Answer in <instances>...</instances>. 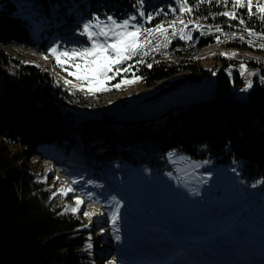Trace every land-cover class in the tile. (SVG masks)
Returning a JSON list of instances; mask_svg holds the SVG:
<instances>
[{
	"label": "trees",
	"instance_id": "obj_1",
	"mask_svg": "<svg viewBox=\"0 0 264 264\" xmlns=\"http://www.w3.org/2000/svg\"><path fill=\"white\" fill-rule=\"evenodd\" d=\"M33 2L34 8L40 11L46 9L42 12L51 18L49 28L66 33L80 29L81 23L77 24L75 20L81 14L80 20L91 18L93 14H99L101 19L105 14L123 19L135 11L132 7L135 0ZM195 3L196 0H189L194 10L190 16L186 14V19H199L205 23L224 22L227 26L238 25L264 32V22L257 16L249 18L246 8L237 12L245 20V25L216 15L232 10L231 0L227 7L215 0L198 8ZM54 4L59 6L58 12L49 14L48 7ZM170 5L174 7L171 0H146V11L155 12L163 8L168 13L167 16H156L151 23L173 16L169 11ZM65 24L72 25L65 28ZM214 40L212 37H199L189 48L185 47L186 43L176 40L170 58L150 59L138 66V75L144 77L143 85L150 86L161 80L166 82L179 73L181 77H176L173 86L187 80L195 83L211 77L212 70L192 58L191 54ZM16 44L32 46L45 53L50 47V43H44L31 30L29 20L17 10L16 1L7 0L5 6L0 5V264H40L41 260L51 256L56 259L49 264H80V249L86 233L79 228L80 219L70 212L59 214L62 211L54 205L51 192L44 187L43 181L34 178L31 171L32 156L40 153L38 146L41 145L53 143L61 147L63 138L68 139L62 148H75L80 156L79 170L93 163L102 169L112 168L115 163L125 160L134 166L153 165L158 164V159L166 158L169 152L176 151L194 159H212L218 164L240 160L244 174L264 178V88L255 84L247 98L226 97L229 88L240 81L237 74L232 78L225 75L224 68L231 69L232 62L219 52L214 54L212 61L216 73L213 98L178 100L162 108L166 111L175 106L177 110L162 120V124L139 122L130 133L112 130L104 134L99 131L104 129V124L114 122L113 119L104 115L103 120L78 123L63 116L53 94L59 89H55L53 76L30 62L23 63L11 57L6 48ZM130 63H135V59ZM147 63L153 67L149 69ZM64 93L67 94V91ZM91 123L99 125L85 127ZM140 124L143 126L138 128ZM65 131L73 138L62 133ZM78 132L82 136L86 133L91 135L81 147L75 143ZM93 132L97 139L91 141ZM143 149L154 150L156 161H141L135 157ZM60 160L67 163L69 159L62 157Z\"/></svg>",
	"mask_w": 264,
	"mask_h": 264
},
{
	"label": "rangeland",
	"instance_id": "obj_2",
	"mask_svg": "<svg viewBox=\"0 0 264 264\" xmlns=\"http://www.w3.org/2000/svg\"><path fill=\"white\" fill-rule=\"evenodd\" d=\"M6 1L0 0V5L5 6ZM15 1L17 10L29 20L31 30L44 43H50L51 46L55 42L61 44L62 47L69 48L79 46L71 45L79 34L77 29L66 33L61 32L63 31L61 29L49 28L48 22L51 18L42 12L46 9L40 11L34 8L32 0ZM58 7L56 4L49 6L48 13L56 14ZM71 25L65 24V28H70ZM43 27L47 28L43 29ZM235 34L237 35V33ZM231 39H233V33L226 37H220L222 42L218 43L217 39L214 40L215 47L222 46L224 42ZM235 40L234 45L243 42L236 38ZM6 52L23 63L32 62L36 66L39 65L41 69L53 75L55 89L59 88L53 94L57 98L61 114L73 122L103 120L104 115L113 119L120 109H127L151 99L155 100V109L160 110V108L178 100L194 101L196 98L205 97L209 99L215 95L214 75L199 82L191 83L187 80L173 86L176 77H181V73H179L169 78L167 83L161 80L153 85L144 86L140 81L121 90L113 89L110 92L98 93L95 97L86 98L84 93L70 91L65 87L63 78L67 74L54 66V60L51 57L46 60L49 65L47 66L43 62L45 59H41L43 54L36 50V55H34L27 48L9 46L6 48ZM259 52L264 55V51L261 49ZM191 57L197 58L203 65H206L205 67H215L213 60L210 61L208 55L199 58L193 53ZM260 59L263 61H257L259 63L257 73L260 72L264 75V56ZM69 79L71 78L69 77ZM118 80L119 77L111 83L114 84ZM255 81L260 83L257 77L253 78V87ZM248 90L240 93L247 98ZM65 91L67 94L64 93ZM73 93L77 96H74ZM238 93L235 92L236 95L232 97H242ZM114 129V125H106L99 133L106 134L107 131L111 132ZM62 133L73 138L66 131ZM80 133H76L77 147L84 146L91 136L89 133L83 136ZM95 134L93 132L91 141L97 139ZM67 143L68 139L63 138L61 147H56L53 143L43 146L40 153H35L32 156L30 165L34 178L44 182V187L51 192L50 196L55 201L54 205L59 207L62 212L63 205L74 206L72 197L83 195L84 192L93 193V201H100L88 202L86 199L85 204L82 205L81 213L73 214L81 221L79 228L86 232L83 247L80 249V264H107L112 259H115L117 264H127V262L129 264V261L132 262L131 264H216L213 257L209 259L203 257V254L209 253L212 249L209 245L214 246V243L220 239L227 240L230 236L236 237L239 232L245 233L244 229L252 228L255 230V236H259L261 241H264V184H258L256 188L251 187L253 183L264 180V178L254 177L253 181H250L242 172L244 167L240 160H232L228 164H218L212 159H194L181 152L173 151L176 154L174 157L169 159L167 154L166 158L158 159V165L139 164L134 166L130 161L125 160L115 163L112 168L95 169L88 165L82 167L80 172H76L72 163L74 161L79 163L80 156L75 148H62ZM154 154V150L143 149L139 151V154H135V157L141 161H149L156 159ZM64 156L69 159L67 163L60 160ZM205 161L207 163H204ZM85 163L83 162V164ZM194 164H200L201 167L195 168ZM233 168L236 169V172L232 171ZM169 172L172 173L171 177L167 175ZM65 173L68 176L77 173L75 180L78 183L74 184L77 191L70 193L67 197L60 195L54 197L53 192H57L63 186L62 180L64 183L66 181L65 178H62V174ZM55 177H59V180L54 184ZM96 185H102V187ZM192 189L198 191L199 195H193ZM112 196H115L123 204L121 220L118 222L121 235L119 242L115 240L108 216L109 208L105 206L110 203ZM83 211L104 214L92 217L90 223L89 219L82 215ZM83 225L89 226L85 228ZM89 236L93 245L90 253L85 250ZM237 240L231 242L235 247ZM261 241L259 240L258 243L262 248L264 242ZM156 246L160 247L156 248ZM152 253L156 254L151 255ZM224 256L222 259L224 264H242L243 262L254 264L249 259H239L236 250L231 253L228 247ZM259 256L258 258H260ZM55 259L54 256H51L41 260L40 264H49ZM257 264H264V261L257 262Z\"/></svg>",
	"mask_w": 264,
	"mask_h": 264
},
{
	"label": "snow or ice",
	"instance_id": "obj_3",
	"mask_svg": "<svg viewBox=\"0 0 264 264\" xmlns=\"http://www.w3.org/2000/svg\"><path fill=\"white\" fill-rule=\"evenodd\" d=\"M214 0H196L195 7L198 8L204 3L212 4ZM215 2L228 6L229 0H215ZM178 7L169 6V11L173 15L170 20L156 23L153 27H146L150 24L156 16L168 13L163 8L152 12L146 11V0H135L132 7L135 9L133 13H129L125 18L118 19L113 14H105L101 19L99 14H93L91 18L81 23L79 35L85 37L87 44H80L75 47H62L59 43H53L48 49L47 54L42 58L48 60L51 57L54 60V66L58 67L67 75L63 78V83L70 91H79L85 94V97H95L98 93L110 92L113 89L121 90L122 88L138 83L144 79L143 76L138 75L139 65L146 63L147 57L152 52H161L166 49L173 38L178 37L182 41H192L193 31H200L203 35L204 25L200 23L199 19L185 18L186 14L190 16L193 13L194 7L189 4V0H175ZM255 7V11L253 8ZM231 11L225 10L218 12L216 15L228 17L230 20H238L240 25H245V20L238 16V9H247L249 18L257 16L261 22H264V0H231ZM178 13V14H177ZM203 19H207L204 17ZM192 25L191 28L189 26ZM211 31V28L208 29ZM216 32H221L222 29L217 26ZM242 33H247V43L251 47H259L264 49V32H256L252 28L243 27ZM233 38L236 34L233 33ZM217 42H222L219 37ZM241 41L245 40V36H239ZM259 41V43H257ZM222 56H235L236 53H220ZM135 59V63H130ZM149 69L153 67L151 63L146 65ZM39 67V65H37ZM231 76V69H225ZM240 75L242 77L256 76L258 73L248 71L244 62H240ZM216 73L213 72V75ZM69 77L71 79H69ZM118 82L111 83L117 80ZM260 82L264 84V75L260 76ZM58 83V81H57ZM253 87V81L246 79L245 87L241 91H247ZM176 154L169 152L168 157L171 159ZM204 163H207L205 161ZM195 168L201 167L200 164H194ZM236 172V169H232ZM169 177L172 173H167ZM59 177H55L53 183L55 184ZM73 184L78 181L73 180ZM258 184H264V180H259L251 185L256 188ZM102 187V185H96ZM77 189L71 186H62L57 192H53V196H69L70 193H75ZM193 195H199L195 189L191 190ZM94 194L91 192H84L83 195H74L73 205H63L64 213L78 214L81 213L82 205L85 200L93 201ZM109 208L108 216L111 223L112 231L115 234V240L120 241V228L118 222L121 220V208L123 204L115 196L111 197L109 204L105 205ZM104 213H97L95 211H83L82 215L89 219L91 223L92 217L96 215H103ZM89 225H83L87 228ZM101 231H104L101 229ZM93 245L91 237L89 236L86 244V251L90 253ZM107 264H117L115 259L109 260Z\"/></svg>",
	"mask_w": 264,
	"mask_h": 264
},
{
	"label": "bare ground",
	"instance_id": "obj_4",
	"mask_svg": "<svg viewBox=\"0 0 264 264\" xmlns=\"http://www.w3.org/2000/svg\"><path fill=\"white\" fill-rule=\"evenodd\" d=\"M171 1H172V3L174 4V7H175V0H171ZM81 17L82 16H79L77 18V20H75L77 24L78 23H82L83 21L87 20V19L80 20ZM172 18H173V16L168 17V18H163V19H161L158 22H161V21H165L166 22L167 20H170ZM158 22L146 24L145 26L146 27H153ZM200 23L204 25V28H203L204 34L201 35L199 31H193L192 32L193 40L190 41L188 44L186 43L185 47L189 48L188 46H193L195 44V42L198 40L199 37H212V38H215V40H216L217 37H219V38L220 37H226L227 35L232 34V33H237L236 39H239V36L241 34H243L245 36V40L243 42L238 43L237 45H234L235 42H236L235 38H233L231 40H227L226 42L223 43L222 46L219 45V47H215L214 41H211L210 43H207V44L203 45L202 47H199V48L193 50V53H195V56H197L199 58H202V57H205L206 55H208L210 61L214 59V54L216 52L229 53V54L236 53L235 56H224L226 59H228L229 61L232 62L231 63V73L232 74H231V76H229L228 72L225 71V69H228V68H224V73L229 78L230 77L232 78L235 74H237L238 79H239L240 82L236 86H231L229 88V91L225 93V96L229 97V98H236V99H238V98H246V96L245 95L243 96L240 92L238 93V95H241L242 97H232L233 95H236V94H234L236 92V89H238V88H240V87H242L244 85V83H243V81H242V79L240 77V74H239L240 62H244L246 64L248 71L257 72V67L259 66L258 62H262L263 61L262 59H260V57L264 56L263 54H261L259 52L260 48L259 47H251V46L248 45V43H247V39H248L247 33L246 32L242 33V31H241V29L243 28L242 26H238V25L227 26L226 23H224V22L223 23H220V22L219 23L218 22L217 23L200 22ZM44 26H45V24H44ZM217 26H219L222 29L221 32H216L215 31V28ZM191 27H192V25L189 26V28H191ZM45 28H47V27H43V29H45ZM209 28H211V31L208 30ZM253 30H255V29H253ZM255 31L256 32H261V31H257V30H255ZM78 36L80 37L79 34H78ZM84 39H86V38L85 37L75 38V41L71 45H80V44L87 43V41L84 40ZM174 42H175V38L172 39L171 43L168 45V47L166 49H162L161 52H152L149 57L145 58L146 61H148L150 59H156V60H161L162 59V60H164V59L170 58L172 52L175 49V46H173ZM257 43H259V42H257ZM15 46H20V47L27 48L28 51L31 54H34V55H36L35 50L38 53H41L43 55L46 54L45 52L38 51L37 49H35L32 46H25V45H21V44H16ZM31 50H33L34 52L31 51ZM261 50L264 51V49H261ZM41 54H38V55L42 56ZM41 59H42V57H41ZM134 59H136V58H134ZM194 59H197V58H194ZM43 62L47 66H49L46 63V60L43 61ZM30 63H32V62H30ZM208 69L212 70V75H213V72H215L214 68L213 67L212 68L209 67ZM256 77L258 78V80L260 82V76L259 75L252 76V78L250 80L253 81V78H256ZM255 84H258V85L261 84L260 86H262L264 88V84H262L261 82L258 83L257 81H255ZM251 90H252V88L250 90H248V94H249V92ZM151 101H155V100L151 99ZM155 105L156 104H154V108H153V111H154L155 115L151 116L148 119H140L138 121L122 122V123H118V122L114 121V119H113L114 122H112L110 125H114L115 126L114 130H120L122 132H129L130 133L131 132V128L133 126H135V124H137L139 122H153L154 124H162L163 123L162 120H165L168 117V115L170 113H173V111L175 110V106L170 107V109L166 110V111L162 110V108H160V110H156L155 109ZM124 110L125 109H120L119 113L120 112H124ZM165 124L166 123H164L163 125L159 126V128H161ZM97 125H99V124L98 123H91V124L86 125L85 127L91 128V127H95ZM104 125H107V124H104ZM142 126L143 125L140 124L137 127L140 128ZM43 146H46V145L38 146V151L39 152H41V149H43L42 148ZM54 146H56V145H54ZM100 148H101V145L98 144V149H100ZM45 149H47V148H45ZM72 164H74L72 166L74 167L76 172H80L79 171V167H80L79 163L74 161ZM90 165H91V167H93L95 169L96 168L97 169L101 168L96 163H93V164H90ZM61 166H63V165H61ZM66 168H68V167H66ZM76 176H77V173L72 175V176L71 175L68 176L66 173L64 175L62 174V178L66 179L65 183L62 180L63 186H67L68 185V186H71V187L75 188L74 187L75 185L72 183V181L75 180ZM244 176L248 177L250 181H253L252 178H254V177L247 176L246 174H244ZM244 231H245V233H240L239 232L236 237L235 236H230L227 240L220 239V241H217V242L214 243V246L209 245V247H212V249H211V251L209 253H207V254L204 253L203 257H207L209 259L213 257L215 259V263L216 264H221V263L224 264L222 259H224V257H225L224 256V252L226 251V248L228 247L231 253H232L233 250H236V253L238 254V258L241 259V260L249 259V260L253 261L254 264H257V262L260 263L261 261H264V247L261 248L260 244L258 243L259 240L261 241V239L259 238V236H255V234H254L255 230H253L252 228L251 229H247L246 228V229H244ZM206 235H208V234L206 233ZM203 237H205V236H203ZM233 240H237L236 247L232 245L233 243H231ZM261 242H264V241H261ZM158 247H160V246H156V248H158ZM155 254L156 253H152L151 255H155ZM258 256L260 258H258ZM140 259L143 260V258H140ZM131 263L132 262L129 261V264H131ZM127 264H128V262H127ZM167 264H169V263H167ZM188 264H190V263H188ZM242 264H246V263L243 262Z\"/></svg>",
	"mask_w": 264,
	"mask_h": 264
},
{
	"label": "water",
	"instance_id": "obj_5",
	"mask_svg": "<svg viewBox=\"0 0 264 264\" xmlns=\"http://www.w3.org/2000/svg\"><path fill=\"white\" fill-rule=\"evenodd\" d=\"M153 108L154 101L146 100L125 109L124 112L117 113L113 119L118 123L148 119L155 115Z\"/></svg>",
	"mask_w": 264,
	"mask_h": 264
},
{
	"label": "built area",
	"instance_id": "obj_6",
	"mask_svg": "<svg viewBox=\"0 0 264 264\" xmlns=\"http://www.w3.org/2000/svg\"><path fill=\"white\" fill-rule=\"evenodd\" d=\"M175 7H178V5H176V3H175ZM199 32H200V31H199ZM176 40H177V41H180V42H182V43H187V44L190 42V41H182V40H179L178 37L175 38V41H176ZM256 73H257V72H256ZM239 74H240V71H239ZM258 75L261 76V75H263V74H261V73L259 72ZM240 77H241V79H242L244 85H243L242 87L236 89V92H242L241 89L245 87L246 79H251V78H252V76L242 77L241 75H240Z\"/></svg>",
	"mask_w": 264,
	"mask_h": 264
}]
</instances>
